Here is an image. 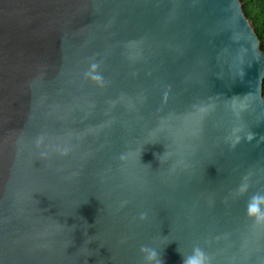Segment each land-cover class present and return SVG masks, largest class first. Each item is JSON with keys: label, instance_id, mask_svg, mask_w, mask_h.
<instances>
[{"label": "water", "instance_id": "water-1", "mask_svg": "<svg viewBox=\"0 0 264 264\" xmlns=\"http://www.w3.org/2000/svg\"><path fill=\"white\" fill-rule=\"evenodd\" d=\"M263 78L240 0H0V264H264Z\"/></svg>", "mask_w": 264, "mask_h": 264}, {"label": "clouds", "instance_id": "clouds-1", "mask_svg": "<svg viewBox=\"0 0 264 264\" xmlns=\"http://www.w3.org/2000/svg\"><path fill=\"white\" fill-rule=\"evenodd\" d=\"M99 64L93 62L90 65L89 70L85 73V78L91 80L93 83L103 87L104 80L100 75ZM250 135L248 139H252ZM123 159V157H122ZM245 180L247 178L245 177ZM248 185L243 183L238 188V193L243 194L247 191ZM246 215L254 221L255 225L264 226V194L254 193L252 194L246 204ZM147 213H141L140 220H146ZM140 254L143 257L142 264H163L160 253L156 248L149 245H142L140 247ZM183 264H212L211 257L199 246H196L187 255H182Z\"/></svg>", "mask_w": 264, "mask_h": 264}, {"label": "trees", "instance_id": "trees-1", "mask_svg": "<svg viewBox=\"0 0 264 264\" xmlns=\"http://www.w3.org/2000/svg\"><path fill=\"white\" fill-rule=\"evenodd\" d=\"M244 15L259 41V49L264 53V0H240ZM264 98V78L262 80Z\"/></svg>", "mask_w": 264, "mask_h": 264}]
</instances>
